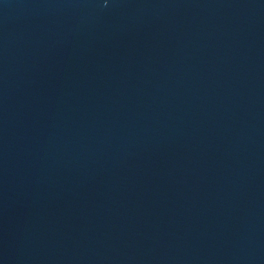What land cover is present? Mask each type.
<instances>
[{"label": "water", "instance_id": "water-1", "mask_svg": "<svg viewBox=\"0 0 264 264\" xmlns=\"http://www.w3.org/2000/svg\"><path fill=\"white\" fill-rule=\"evenodd\" d=\"M0 264H264V0H0Z\"/></svg>", "mask_w": 264, "mask_h": 264}]
</instances>
